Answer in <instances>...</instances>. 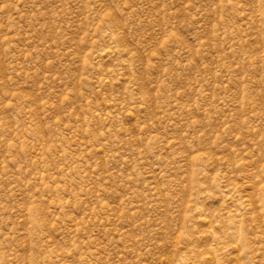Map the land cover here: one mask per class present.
Here are the masks:
<instances>
[{
	"label": "rangeland",
	"instance_id": "obj_1",
	"mask_svg": "<svg viewBox=\"0 0 264 264\" xmlns=\"http://www.w3.org/2000/svg\"><path fill=\"white\" fill-rule=\"evenodd\" d=\"M0 264H264V0H0Z\"/></svg>",
	"mask_w": 264,
	"mask_h": 264
}]
</instances>
